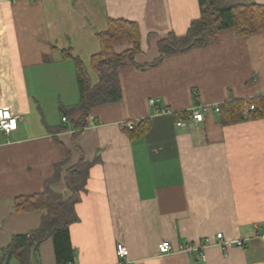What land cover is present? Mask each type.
Here are the masks:
<instances>
[{"label":"crops","instance_id":"0c3cea01","mask_svg":"<svg viewBox=\"0 0 264 264\" xmlns=\"http://www.w3.org/2000/svg\"><path fill=\"white\" fill-rule=\"evenodd\" d=\"M199 14L198 0H0V107L17 115L14 130L0 129V264H19L11 237L45 213L15 210L14 198L49 187L68 199L69 169L86 161L68 225L73 264H123L117 242L127 264H264V116L223 122L214 109L229 96L264 94V26L245 35L222 28L160 57L158 41L185 33ZM126 23L137 50L126 31L109 47L134 49L117 70L121 97L93 106L77 128V61L98 82L101 35ZM195 105L204 119L177 125L176 112ZM123 120L140 131L120 129ZM164 239L203 242L205 256L161 253ZM25 253L26 264H57L50 237Z\"/></svg>","mask_w":264,"mask_h":264},{"label":"trees","instance_id":"16d2710c","mask_svg":"<svg viewBox=\"0 0 264 264\" xmlns=\"http://www.w3.org/2000/svg\"><path fill=\"white\" fill-rule=\"evenodd\" d=\"M200 14L191 20L185 33L176 35L170 32L165 38L158 41L160 57L162 55L182 52L197 45H204L216 38L217 31L222 28H233L236 35H245L262 29L264 26V4L250 0H198ZM123 28L106 31L101 35L102 50L96 55L94 69L99 75V80L91 84L83 66L76 65V82L79 92L77 108L81 114L75 122L77 128L86 125V120L91 108L97 104L118 100L121 97L117 70L125 57L132 60L134 49L138 48V38L135 27L129 28L126 23ZM126 31V35L133 34L135 48L131 51L114 53L109 49L116 34ZM119 32V33H118ZM160 57L154 61L156 64ZM196 92H193L195 102ZM253 105L247 114L243 109ZM218 113L223 122H234L245 117L258 118L264 116V94L246 97L229 98L220 103ZM140 122L134 120L133 128L126 129L130 133L140 131ZM89 162L77 164L74 169H69L70 176L67 181L72 190L71 196L63 200L62 197L47 187L41 194L20 195L14 198L15 210L43 208L45 213L39 226L28 233L15 234L11 237L7 248L15 252L19 264H26L28 256L25 247L36 248L39 243L50 237L53 241L57 264H68L73 258V249L69 238L68 225L77 218L73 204L78 198V191L82 188L83 180ZM59 165H55V174Z\"/></svg>","mask_w":264,"mask_h":264},{"label":"built area","instance_id":"2783aa9c","mask_svg":"<svg viewBox=\"0 0 264 264\" xmlns=\"http://www.w3.org/2000/svg\"><path fill=\"white\" fill-rule=\"evenodd\" d=\"M149 104L155 105L156 99L155 97H150L148 99ZM253 105L247 106L243 110V114L246 115L249 109H252ZM216 111H218L219 106L216 105L214 107ZM156 112L158 113H171L173 112L171 109L163 106H157ZM64 120L65 117H62ZM187 119H192L194 121H202L204 119V114L200 109V105L192 106L188 110H180L176 112V120L175 123L177 125H182L185 123ZM134 120H123L118 123V127L120 129H131L133 128ZM17 127V115L11 113L8 109L4 107H0V129L5 133H9ZM216 237L218 239V243L228 246L232 244L231 240L224 239L221 232L216 233ZM241 243L242 241H237ZM205 243H194V242H180L177 246H173L168 240L164 239L158 243V249L161 253H171L175 251L187 253L188 255L195 254L199 258H204V247ZM116 254L119 258L120 263L127 264L128 262V248L121 242H117L115 246ZM74 261H70L68 264H73Z\"/></svg>","mask_w":264,"mask_h":264}]
</instances>
